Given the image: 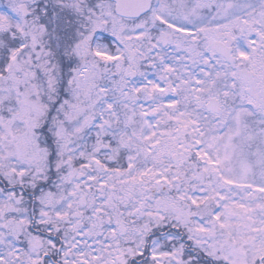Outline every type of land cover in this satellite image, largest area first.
I'll use <instances>...</instances> for the list:
<instances>
[{"label":"snow or ice","instance_id":"obj_1","mask_svg":"<svg viewBox=\"0 0 264 264\" xmlns=\"http://www.w3.org/2000/svg\"><path fill=\"white\" fill-rule=\"evenodd\" d=\"M0 264H264V0H0Z\"/></svg>","mask_w":264,"mask_h":264}]
</instances>
